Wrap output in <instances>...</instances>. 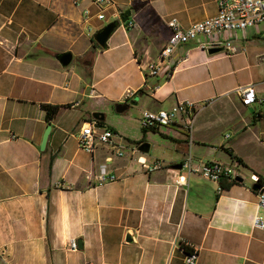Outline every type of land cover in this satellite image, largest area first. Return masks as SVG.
<instances>
[{
    "label": "crops",
    "instance_id": "obj_1",
    "mask_svg": "<svg viewBox=\"0 0 264 264\" xmlns=\"http://www.w3.org/2000/svg\"><path fill=\"white\" fill-rule=\"evenodd\" d=\"M111 1L100 7L92 0H0V264H184L183 243L195 250L196 264H264V231L252 225L263 210L251 189V175L264 182V102L243 105L235 91L254 84L264 98V21L239 32L230 56L224 49L220 56L208 53L197 36L150 75L142 65L157 61L170 17L188 26L216 14L217 0ZM126 8L128 20L118 22L105 48L96 47L95 31ZM100 12L105 21L97 18ZM67 51L72 59L62 66L56 55ZM183 51L188 59L168 75L169 63ZM228 57L247 63L221 71L215 62ZM251 59L260 78L219 80L250 69ZM207 98L199 107L196 101ZM181 100L197 103L191 142L179 125L142 128L143 140L152 132L167 149L175 147L169 162L147 172L137 157L158 158L140 154V139L132 143L105 121L108 111L124 104L125 120L141 125L143 110L172 109ZM45 103L59 106L50 122ZM211 108L216 114L210 117L240 132L237 139L227 134L211 142L209 128L203 131L198 121ZM86 120L96 131H115L122 147L96 139L93 152L84 151L77 133ZM252 144L257 152L250 159ZM229 151L249 174L233 169L242 181L225 188L197 172L188 176L180 165L188 154L194 167L212 160L238 164Z\"/></svg>",
    "mask_w": 264,
    "mask_h": 264
},
{
    "label": "built area",
    "instance_id": "obj_2",
    "mask_svg": "<svg viewBox=\"0 0 264 264\" xmlns=\"http://www.w3.org/2000/svg\"><path fill=\"white\" fill-rule=\"evenodd\" d=\"M100 7L111 4V0H92ZM88 15V10H84V20ZM103 12L97 14L98 19H104ZM264 21V0H217V12L213 16L193 21L188 26H181L177 17H170L168 25L170 27V35L166 43L162 46L159 52L157 61L146 62L142 68H146L150 75H157L164 67V62L171 57L174 50L186 44L190 40H194L197 36H202L199 46L203 49L219 47L224 49L226 54H234L237 50L233 45V41L239 38V32L244 31L248 26ZM87 31H91L90 24L85 23ZM188 59V52L183 51L178 55L177 59L169 63L167 73L172 75L179 63L185 62ZM240 97L243 105L252 103H263L264 98H259L256 95L254 84H246L237 87L235 90ZM93 90H91V93ZM197 103L189 100L178 101L177 105L172 109H145L142 111L140 123L145 129H158L163 126L179 125L186 133L188 140L191 142V131L193 128L194 117L196 115ZM96 126L92 121H83L80 124L77 138L79 146L86 152L92 153L95 140L103 143H109L112 146L122 147L118 135L115 131L109 128H102L96 131ZM118 155H122L119 150ZM138 162L147 171L152 172L159 170L164 166V163L155 159L148 163L142 156L137 157ZM193 157L188 154L180 163L181 167L186 168L188 176L192 173H199L202 177L220 183L221 181H230L234 178V170L224 163L212 160L201 163L199 167L192 165ZM254 183L259 184V189L255 191L257 197V205L263 211L261 214H256L253 217V227L264 231V182L259 181V177L255 174L251 175ZM113 179L114 176L109 177ZM72 248L77 247L75 240L70 243ZM190 248L183 243L180 248L184 253V264H196L197 254L191 248V251L185 252L184 248Z\"/></svg>",
    "mask_w": 264,
    "mask_h": 264
},
{
    "label": "rangeland",
    "instance_id": "obj_3",
    "mask_svg": "<svg viewBox=\"0 0 264 264\" xmlns=\"http://www.w3.org/2000/svg\"><path fill=\"white\" fill-rule=\"evenodd\" d=\"M143 1H148V0H143ZM127 9V8H126ZM105 14V13H104ZM102 21H105L102 20ZM107 24L104 23V25H102L100 28H102L103 26H105ZM96 32V31H95ZM225 54L224 51H219L215 54H213V56H220ZM230 56V55H227ZM235 57H228V58H223L221 60H217L215 62V64L218 66V68L221 71H226L232 67H239V66H243L247 63V61L243 60V57L238 58L237 60L235 59ZM258 61L255 59H251L249 61V63L252 64V66L250 67V69H244L243 71H240L237 73V76H224L221 78H219V80L221 81H228L230 79H234L235 77L239 78L241 83L246 82L248 80H253L254 78H260V74L257 72L259 65L256 64ZM213 99V97L211 98ZM207 99H202L198 102L199 107L201 105H204L206 103ZM212 114H216L215 112L213 113V109L211 108V110L207 109L204 112H202L199 115L198 121L200 124V127L203 131H205L207 128H209V134L212 136V140L211 142L217 143L220 142L225 135L230 134L231 137L229 140H234L237 139L240 136V132L235 131L234 130V125L233 124H229V125H224V122L222 120H220L219 122V118L216 116H212L210 117L209 115ZM125 112L123 113H117L114 109H110L108 111V116L105 118V121L110 122V123H115L119 126V130H121V132H123V135L125 134V136H127V138L133 143L136 142L135 140L140 139L139 141L141 142H147L151 145V148L149 149V151L147 153H141L143 154L145 157L150 158L151 156H156L159 160H161L164 164H166V162H169L170 159V155L173 154V152H175V147L174 145H171L170 150L167 149L164 145L165 143L163 142V140L160 138V136L158 134H153L152 132H149L147 135L148 137H145V139L143 140V135H142V126L139 125V123L137 124L135 121H131V120H125ZM207 117V118H206ZM207 120L206 122L203 120ZM205 122V123H203ZM212 129V130H211ZM120 132V131H119ZM121 134V133H119ZM228 140V141H229ZM138 141V142H139ZM240 148V147H239ZM217 149V155L221 156L222 158H225L226 161H228V157L225 154L226 152L223 151V148H219L216 147ZM245 150V149H244ZM247 158L249 157L250 159H253L252 156L254 153L257 152V146H255V144L252 145H248L247 146ZM124 152V151H123ZM138 153V154H139ZM228 159V160H227ZM135 163V162H134ZM137 164V163H135ZM138 165V164H137ZM228 166L232 169H234L236 171L237 174H242L244 178H247V175L249 174V171L247 169H244V167H242L241 164H228Z\"/></svg>",
    "mask_w": 264,
    "mask_h": 264
},
{
    "label": "water",
    "instance_id": "obj_4",
    "mask_svg": "<svg viewBox=\"0 0 264 264\" xmlns=\"http://www.w3.org/2000/svg\"><path fill=\"white\" fill-rule=\"evenodd\" d=\"M130 16V10L126 9L122 12L119 13V19L115 20V21H111L109 23H107L105 26H103L101 29H99L98 31H96L93 35V39L95 40V42L102 48L106 47V42L109 38V36L111 35V33L114 31L115 27L117 26L118 22L120 21L121 23H125L128 20V17ZM221 48L219 47H212L208 49V53H216L218 51H220ZM56 59L58 60V62L60 63V65L62 66H67L71 59H72V53L67 51V52H62L56 55ZM88 63V62H87ZM126 109V105L124 104H117L115 106V110L118 113L123 112ZM94 117L98 118V113H94ZM99 119H103V117H99ZM51 126L47 125L42 140H41V144H40V149L43 150L45 148L46 145V141L50 132ZM150 148V144L147 142H141L136 146V150L141 152V153H147L149 151ZM234 180L235 181H242V177L239 175H235L234 176ZM251 189L253 191H256L259 189V184L257 183H253L251 185ZM126 238L130 239V234H127Z\"/></svg>",
    "mask_w": 264,
    "mask_h": 264
},
{
    "label": "trees",
    "instance_id": "obj_5",
    "mask_svg": "<svg viewBox=\"0 0 264 264\" xmlns=\"http://www.w3.org/2000/svg\"><path fill=\"white\" fill-rule=\"evenodd\" d=\"M92 42L93 44L97 47L99 46L95 40L93 39V36H92ZM42 108L45 110V117H46V120L48 122L51 121V119L55 116V114L57 113L58 109H59V106L58 105H53V104H42ZM144 130H149V129H145L143 128ZM229 154L230 156L238 163V164H244L243 160L241 157L237 156V155H234L231 151H229ZM260 181V180H259ZM236 181L233 179H231L230 181L226 182V181H221L220 182V187L221 188H225L227 187L229 184L231 183H235ZM184 251L185 252H189L191 251L190 248H184Z\"/></svg>",
    "mask_w": 264,
    "mask_h": 264
}]
</instances>
